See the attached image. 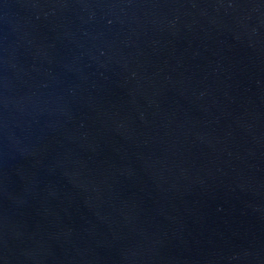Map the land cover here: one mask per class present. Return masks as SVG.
Returning a JSON list of instances; mask_svg holds the SVG:
<instances>
[{
	"label": "water",
	"instance_id": "obj_1",
	"mask_svg": "<svg viewBox=\"0 0 264 264\" xmlns=\"http://www.w3.org/2000/svg\"><path fill=\"white\" fill-rule=\"evenodd\" d=\"M0 264H264V0H0Z\"/></svg>",
	"mask_w": 264,
	"mask_h": 264
}]
</instances>
